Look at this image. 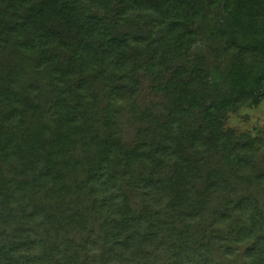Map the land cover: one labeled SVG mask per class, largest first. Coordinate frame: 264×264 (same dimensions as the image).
<instances>
[{
	"label": "trees",
	"instance_id": "obj_1",
	"mask_svg": "<svg viewBox=\"0 0 264 264\" xmlns=\"http://www.w3.org/2000/svg\"><path fill=\"white\" fill-rule=\"evenodd\" d=\"M261 103L264 0H0V264H264Z\"/></svg>",
	"mask_w": 264,
	"mask_h": 264
},
{
	"label": "rangeland",
	"instance_id": "obj_2",
	"mask_svg": "<svg viewBox=\"0 0 264 264\" xmlns=\"http://www.w3.org/2000/svg\"><path fill=\"white\" fill-rule=\"evenodd\" d=\"M226 125L242 132L245 136L249 134L259 139L264 138V103L244 108L239 112L232 111L229 113Z\"/></svg>",
	"mask_w": 264,
	"mask_h": 264
}]
</instances>
